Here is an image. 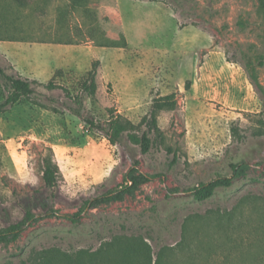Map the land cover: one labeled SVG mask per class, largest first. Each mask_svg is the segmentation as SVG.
<instances>
[{"label":"rangeland","instance_id":"374dc122","mask_svg":"<svg viewBox=\"0 0 264 264\" xmlns=\"http://www.w3.org/2000/svg\"><path fill=\"white\" fill-rule=\"evenodd\" d=\"M31 2L15 22L21 37L0 39L7 74L38 81L33 94L3 106L12 87L0 74V231L28 210L34 217L16 240L0 241V264H39L48 249L96 251L118 235L143 237L153 264H264L258 0H91L107 44L88 36L82 12L60 27L70 0H50L45 13L29 16ZM95 59L102 63L97 91L81 104L63 85L81 95L78 82ZM52 78L59 87L44 85ZM171 93L177 106L158 114L148 153L127 136L112 144L75 115L80 109L104 121L114 109L141 134L155 98ZM47 156L62 172L55 187L43 180ZM238 156L248 164L235 176L229 162ZM218 173L233 183L196 200L192 187ZM139 174L152 178L122 200L85 207Z\"/></svg>","mask_w":264,"mask_h":264},{"label":"trees","instance_id":"16d2710c","mask_svg":"<svg viewBox=\"0 0 264 264\" xmlns=\"http://www.w3.org/2000/svg\"><path fill=\"white\" fill-rule=\"evenodd\" d=\"M32 0H12L11 2L0 3V39H18L15 30H18V25L15 23L20 19L19 12L30 8ZM50 0H36V6L31 9L29 16L37 13H45L46 7ZM91 0H70L69 11L66 13L63 23L60 27H66L68 17L74 15L75 12H82L84 19L88 22V36L101 44H107L105 36L101 30L96 12L92 13L90 9ZM260 9L264 12V0H258ZM14 16V17H11ZM28 16V15H26ZM19 19V20H18ZM263 64V63H262ZM102 63L100 59L92 61L90 69L80 78L78 84L81 95L73 94L70 88L63 85L69 98H72L82 104L84 95L92 96L97 91V77L101 72ZM0 74L5 76L11 83L12 92L3 102V106L12 105L19 102L23 97L29 96L35 92L34 85L38 84L37 80H31L23 76L9 75L6 69L0 64ZM58 74H63L59 71ZM253 78L258 82L256 74L252 73ZM49 89H54L60 85L56 83L55 78H52L47 84H44ZM259 87L261 86L258 83ZM62 86V85H61ZM111 86V85H109ZM110 88V87H109ZM177 106L176 94L171 93L164 96H159L154 100V110L151 121L148 122V130H144L139 134L136 129L137 125L128 117L115 113L114 109H110L111 115L107 120H98L92 115H83L80 109L75 110V115L80 117L85 125L99 130L104 133L105 137L112 143L121 142L124 137H128L133 143L140 145L143 153H148L153 146V139L150 136L152 130H160L158 126V114L163 110H173ZM237 127H233L236 132ZM174 152L173 162H178L176 151ZM247 161L242 157H234V160L229 162V166L233 171V175H240L242 167L247 166ZM42 176L45 184L48 187H55L62 172L58 163L51 156L43 159L41 166ZM150 175L139 174L127 177L128 183L122 188L108 191L100 196L87 199L84 202L85 207L96 208L111 200H122L128 193H133L142 184L151 180ZM233 183V177L223 173H218L217 177L209 182H200L192 187V191L196 200L203 201L211 198L217 192L219 187H227ZM84 207V208H85ZM83 208V209H84ZM27 219L9 225L0 231V241H14L21 232L28 220L34 217L31 210L27 212ZM81 212L77 214L79 216ZM76 221V217L73 218ZM39 264H153L151 247L141 236L128 237L124 235L115 236L110 241H105L96 251L81 249L74 254L64 252L61 249H48L44 251L40 257Z\"/></svg>","mask_w":264,"mask_h":264}]
</instances>
